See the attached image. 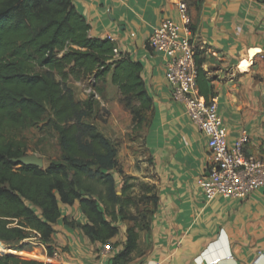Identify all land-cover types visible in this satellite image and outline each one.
Here are the masks:
<instances>
[{
	"label": "crops",
	"instance_id": "crops-1",
	"mask_svg": "<svg viewBox=\"0 0 264 264\" xmlns=\"http://www.w3.org/2000/svg\"><path fill=\"white\" fill-rule=\"evenodd\" d=\"M177 1L72 0L89 24L91 36H112L119 57L141 65V78L151 98L143 147L150 162L152 198L145 203L146 227L139 230L137 248L124 264H207L213 257L221 258L217 264H264V186L244 199L205 197L198 180L208 178L206 137L172 97L165 79V57L148 44L149 35L163 20H179ZM185 1L199 62V94L216 100L229 147L244 132L247 154L264 158V0ZM110 77L109 73L105 92L112 97L107 95L99 106H105L112 126L126 133L124 146L134 147L136 143L129 139L130 113L120 103ZM95 97L99 99L98 93ZM118 119L125 121L123 128ZM103 133L111 138L109 132ZM133 158L137 156L129 152L128 160ZM122 170L146 179L142 171ZM131 194L138 195V190L132 189ZM60 211L51 245L62 251L66 264H121L114 257L125 244V228L131 221L114 223L118 232L108 241L112 250L103 254L102 242L91 241L78 227L63 222V218L88 222L78 202L60 204ZM46 253L44 249L36 257L44 261Z\"/></svg>",
	"mask_w": 264,
	"mask_h": 264
},
{
	"label": "trees",
	"instance_id": "trees-1",
	"mask_svg": "<svg viewBox=\"0 0 264 264\" xmlns=\"http://www.w3.org/2000/svg\"><path fill=\"white\" fill-rule=\"evenodd\" d=\"M113 47L107 37L91 36L72 0H0V245L10 248L0 250V264H43L18 253L35 237L49 254L60 204L75 202L88 222H63L91 241L108 244L118 219L132 222L116 262H128L137 248L147 213L138 217L131 210L137 206L135 184L122 170L115 143L94 122L95 94L103 92L110 73L135 135L149 123L151 98L141 65L115 58ZM70 80H87L94 89L77 100ZM39 123L55 133L58 158L45 167L15 162L26 155V143L10 133Z\"/></svg>",
	"mask_w": 264,
	"mask_h": 264
},
{
	"label": "built area",
	"instance_id": "built-area-1",
	"mask_svg": "<svg viewBox=\"0 0 264 264\" xmlns=\"http://www.w3.org/2000/svg\"><path fill=\"white\" fill-rule=\"evenodd\" d=\"M177 7L179 20H163L149 35L148 44L165 57V79L172 97L182 103L191 123L206 137L210 152L208 178L198 180L205 197L208 200L217 196L244 199L255 189L264 186V158L247 154V136L244 132L231 147L226 144V129L218 114L216 100L207 101L197 89V67L191 42L193 31L186 1L178 0ZM107 38L114 42L112 36ZM112 53L119 57L116 47H113ZM111 250L110 243L102 247L103 254ZM230 257V254L226 256ZM261 257L264 258V252ZM220 259L210 258L207 264H217ZM42 263L66 264V261L62 251L53 246Z\"/></svg>",
	"mask_w": 264,
	"mask_h": 264
},
{
	"label": "rangeland",
	"instance_id": "rangeland-1",
	"mask_svg": "<svg viewBox=\"0 0 264 264\" xmlns=\"http://www.w3.org/2000/svg\"><path fill=\"white\" fill-rule=\"evenodd\" d=\"M68 86L72 88L74 97L77 100H82L83 95H88L94 89L87 80H70L68 81ZM99 86L101 85L99 84ZM103 88V92L101 94L98 93L99 99H96V113L94 122L102 132H109V134L111 135V138H109L115 143L117 147L118 161L122 169L126 168L127 170L133 171L136 169L137 171H142V178H146L141 179L139 177L129 175L125 172V170H123L126 175L133 178L131 181L135 184L134 189L138 190V195L134 194L137 206L135 207V209L132 208V211L134 212V214H136V216L141 217L142 214L147 213L145 203L147 201L149 202L150 196L152 195V190L147 188H151L153 186L151 182L149 158L147 156L146 150L143 147L144 128L140 131L139 135H135L132 133V136H129V139H132L133 142L136 143L135 146L133 145L134 147L129 148L127 146H124V143H126L127 139L126 133L122 134V132L118 128L112 126V122H109L108 120L109 113L107 112L105 106H99L101 102L106 101L107 95L111 96L110 92H105V85L103 86ZM118 124V126L123 128L125 126V121L123 119H118ZM40 125H42V123H39L38 126L28 127L18 133L12 132L10 134L16 135L18 138L24 140V142L26 143V154H35L36 156L40 157L43 160V167H45L48 164L49 160L58 158L60 151L57 145L55 133L49 132L46 128H40ZM129 152L133 153L135 156H137V158H133V161H129ZM142 162L146 163L142 164ZM31 241L33 240H26V242ZM39 243L38 246L33 244L31 246L28 244V247H25L24 250L19 252L18 256L21 258L38 260V256L36 254H38V252H43L44 250V247ZM5 248L0 245V250L6 251L10 249L9 247H7L6 249Z\"/></svg>",
	"mask_w": 264,
	"mask_h": 264
},
{
	"label": "water",
	"instance_id": "water-1",
	"mask_svg": "<svg viewBox=\"0 0 264 264\" xmlns=\"http://www.w3.org/2000/svg\"><path fill=\"white\" fill-rule=\"evenodd\" d=\"M15 162H20L24 165H35L38 167L43 166V160L40 157L36 156L35 154L23 155V156L15 159Z\"/></svg>",
	"mask_w": 264,
	"mask_h": 264
}]
</instances>
